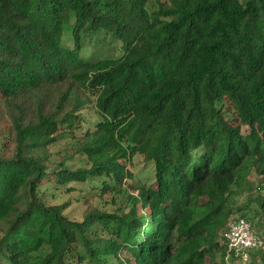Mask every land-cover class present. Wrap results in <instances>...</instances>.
Returning a JSON list of instances; mask_svg holds the SVG:
<instances>
[{
  "label": "trees",
  "instance_id": "trees-1",
  "mask_svg": "<svg viewBox=\"0 0 264 264\" xmlns=\"http://www.w3.org/2000/svg\"><path fill=\"white\" fill-rule=\"evenodd\" d=\"M59 141L75 155L57 169ZM137 154L153 177L118 212L40 197L121 193ZM251 177L263 189L264 0H0V264H222Z\"/></svg>",
  "mask_w": 264,
  "mask_h": 264
},
{
  "label": "rangeland",
  "instance_id": "rangeland-1",
  "mask_svg": "<svg viewBox=\"0 0 264 264\" xmlns=\"http://www.w3.org/2000/svg\"><path fill=\"white\" fill-rule=\"evenodd\" d=\"M75 150L69 147L68 141H59L56 146L50 148L54 162L52 168L60 169L59 163L63 157L70 156ZM73 168L84 166V162L80 159L68 162ZM129 169L133 173L134 178L129 179L127 183L122 185V192L116 193L107 191L101 195L91 193L88 185L82 183H71V186H61L60 183L50 181L46 186L41 187L40 197L48 205L67 203L65 214L73 220H83L86 212L92 209H99L106 212H118L121 208L130 206L129 195L137 194L134 192V184L142 181L144 184L151 183L153 172L150 163H147L143 156L137 154L133 157ZM252 178L253 185L250 190L236 198L235 206L246 207L245 210L237 211L233 216L244 215L253 224L260 233L264 234V207L261 206L258 198L262 200L263 189L256 183V179ZM72 188V190H69ZM125 190V192L123 191ZM221 254L215 258L217 263L221 262ZM247 264H264V250L253 253Z\"/></svg>",
  "mask_w": 264,
  "mask_h": 264
},
{
  "label": "built area",
  "instance_id": "built-area-1",
  "mask_svg": "<svg viewBox=\"0 0 264 264\" xmlns=\"http://www.w3.org/2000/svg\"><path fill=\"white\" fill-rule=\"evenodd\" d=\"M226 251L222 264H247L253 253L264 250V234L245 216H231L223 234Z\"/></svg>",
  "mask_w": 264,
  "mask_h": 264
}]
</instances>
